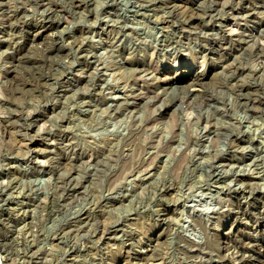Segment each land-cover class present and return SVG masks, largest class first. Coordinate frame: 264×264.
<instances>
[{
    "label": "rangeland",
    "instance_id": "obj_1",
    "mask_svg": "<svg viewBox=\"0 0 264 264\" xmlns=\"http://www.w3.org/2000/svg\"><path fill=\"white\" fill-rule=\"evenodd\" d=\"M0 220V264H264V0H0Z\"/></svg>",
    "mask_w": 264,
    "mask_h": 264
},
{
    "label": "bare ground",
    "instance_id": "obj_2",
    "mask_svg": "<svg viewBox=\"0 0 264 264\" xmlns=\"http://www.w3.org/2000/svg\"><path fill=\"white\" fill-rule=\"evenodd\" d=\"M49 1H50V0H49ZM137 1H138V0H137ZM151 2H152V0H151ZM155 2H156V1H155ZM49 3H50V2H49ZM49 3H48V6H49ZM145 3H146V2H145ZM139 4H140V3H139ZM141 4H142V3H141ZM170 4H171V3H170ZM172 5H173V4H172ZM173 6H174V5H173ZM173 6H172V8H173ZM50 7H51V6H50ZM175 8H176V7H175ZM54 9H55V8H54ZM170 10H171V9H170ZM173 10H174V9H173ZM176 10H177V9H176ZM176 10H175V11H176ZM172 12H173V11H172ZM50 13H51V12H49V15H50ZM173 14H175V13H173ZM46 15H48V13H46ZM177 15H178V14H177ZM48 17H49V16H48ZM48 17H46V18H48ZM49 18H50V17H49ZM49 18H48V19H49ZM168 18H170V17H168ZM172 19H173V18H172ZM51 20H52V19H51ZM40 28H41V27H40ZM35 31H37V29H36ZM38 32H39V31H38ZM37 34H38V33H37ZM53 36H54V35H53ZM31 39H32V38H31ZM45 40H46V39H45ZM52 40H53V39H52ZM44 42H45V41H44ZM28 43H29V42H28ZM49 43H50V42H49ZM64 43H65V42H64ZM44 47H46V46H44ZM224 47H225V46H224ZM27 48H28V47H27ZM42 48H43V45H42ZM45 49H46V48H45ZM45 49H44V50H45ZM57 50H58V49H57ZM46 51H48V50H46ZM16 56H17V55H16ZM24 56H25V55H24ZM18 57H19V56H18ZM18 57H17V58H18ZM27 58H28V57H27ZM39 59H40V58H39ZM44 59H46V58H44ZM16 60H18V59H16ZM20 60H21V59H20ZM26 60H27V59H26ZM26 60L23 59V61H26ZM28 60H29V59H28ZM18 61H19V60H18ZM26 62H27V61H26ZM37 62H38V61H37ZM40 62H41V60H40ZM22 63H23V62H22ZM35 64H36V63H35ZM171 78H172V77H171ZM195 78H196V77H195ZM22 79H23V78H22ZM197 79H198V77H197ZM198 80H199V79H198ZM195 81H196V80H195ZM192 82L194 83V81H192ZM197 82H199V81H197ZM197 82H196V83H197ZM202 82H203V81H202ZM240 89H241V88H240ZM248 91H249V90H248ZM192 94H193V93H192ZM242 94H243V93H242ZM248 94H249V93H248ZM197 95H198V94H197ZM202 97H203V96H202ZM205 98H206V97H205ZM205 98H204V99H205ZM246 98H247V97H246ZM251 98H252V97H251ZM207 99H208V96H207ZM258 100H259V99H258ZM249 101H250V100H249ZM255 101H256V100H255ZM251 102H252V101H251ZM258 103H259V102H258ZM171 104H172V103H171ZM188 106H189V105H188ZM166 108H167V107H166ZM183 108H184V107H183ZM189 109H190V108H189ZM187 114H188V113H187ZM250 183H251V182H250ZM229 188H230V187H229ZM17 204H18V203H17ZM224 204H225V203H224ZM224 204H223V205H224ZM223 205H222V206H223ZM227 205H228V204H227ZM4 206H5V205H4ZM10 207H11V206H10ZM13 207H15V206H13ZM225 207H226V206H225ZM245 208H246V207H245ZM261 208H262V207H261ZM241 209H242V208H241ZM228 210H229V209H228ZM239 210H240V209H239ZM235 212H236V211H235ZM13 213H14V212H13ZM260 214H261V213H260ZM2 217H3V216H2ZM2 217H1V218H2ZM7 218H8V217H7ZM4 219H5V218H4ZM200 221H201V220H200ZM4 222H5V221L0 220V239L3 241V242L1 243V246H2L3 248L6 247V246H8V248H9L10 246H9V244H8V240H9L10 238L8 239V235L6 234V232H3L4 230L2 231V227L4 226ZM14 222H15V221H14ZM202 223H204L203 220H202ZM208 233H209V232H208ZM235 234H236V233H235ZM235 236H236V235H235ZM238 236H239V235H238ZM248 236H249V235H248ZM183 237H184V236H183ZM243 237H244V236H243ZM187 238L189 239V237H187ZM187 238H186V239H187ZM250 238H251V237H250ZM238 239H239V238H238ZM245 239H246V238H245ZM184 240H185V239H184ZM230 240H231V239H230ZM239 240H240V239H239ZM9 241H10V240H9ZM189 241H190V239H189ZM205 241H206V240H205ZM210 241H211V240H210ZM240 241H241V240H240ZM244 241H245V240H244ZM248 241H249V240H248ZM248 241H247V242H248ZM11 242H12V241H11ZM11 242H10V243H11ZM182 242H183V241H182ZM192 242H193V241H192ZM197 242H198V241H197ZM229 242H230V241H229ZM233 242H234V241H233ZM245 242H246V241H245ZM245 242H244V243H245ZM253 242H254V241H253ZM203 243H204V241H203ZM210 243H211V242H210ZM192 244H193V243H192ZM212 244H213V243H212ZM248 244H249V243H248ZM248 244H246V245H248ZM186 245H187V243H186ZM190 245H191V244H190ZM205 245H206V244H205ZM224 245H225V244H224ZM224 245H223V246H224ZM241 245H242V244H241ZM249 245H250V244H249ZM191 246L193 247L194 244L191 245ZM197 246H198V245H197ZM200 246H201V245H200ZM212 246H213V245H212ZM230 246H232V245H230ZM252 246H253V245H252ZM195 247H196V246H195ZM202 247H203V245H202ZM234 247H235V248H236V247L241 248V247L238 246V245H234ZM242 247H243V246H242ZM244 247H246V246H244ZM6 248H7V247H6ZM11 248H12V247H11ZM199 248H200V247H199ZM205 248H207V247H205ZM208 248H209V247H208ZM154 249H155V248H154ZM154 249H153V251H154ZM185 249H187V248H185ZM193 249H194V248H193ZM226 249H227V248H226ZM237 249H238V248H237ZM147 250H148V249H147ZM147 250H146V251H147ZM196 250H197V249H196ZM203 250L205 251V249H203ZM203 250H202V251H203ZM227 250H228V249H227ZM227 250H226V251H227ZM231 250H233V249H231ZM244 250H245V249H244ZM244 250H243L242 252H244ZM6 251H7V249H6ZM150 251H151V250H150ZM153 251H152V252H153ZM188 251H189V250H188ZM193 251H194V250H193ZM212 251H214V250H212ZM217 251H218V250H217ZM221 251H222V250H221ZM229 251H230V250H229ZM240 251H241V250H240ZM191 252H192V251H191ZM191 252H190V253H191ZM227 252H228V251H227ZM227 252H226V253H227ZM235 252H236V250H235L234 252H232V251H231V252H228V253H229V254H228V257H229V259H234V261H236V262H235L236 264H256V261H246V260H243V258H240V259H239V258H236V255H238V254H236ZM259 252H260V251H259ZM145 253H146V252H145ZM200 253H201V252H200ZM210 253H212V252L210 251ZM224 253H225V252H224ZM234 253H235V255H234ZM248 254H249V253H248ZM250 254H251V252H250ZM203 255H204V254H203ZM241 255H242V254H241ZM198 256H199V255H198ZM205 256H206V255H205ZM208 256H209V255H208ZM210 256L212 257L211 254H210ZM226 256H227V255H226ZM245 256H246V254H245ZM201 257H203V256H201ZM224 257H225V256H224ZM246 257H247V256H246ZM225 258H226V257H225ZM256 258H257V257H256ZM258 258H259V257H258ZM192 259H193V257H192ZM197 259H198V257H197ZM199 259H200V257H199ZM206 259H207V258H205V260H206ZM208 259H209V258H208ZM210 259H211V258H210ZM213 259H214V257H213ZM217 259H218V258H217ZM222 259H223V258H222ZM195 260H196V259H195ZM201 260H202V259H201ZM203 260H204V259H203ZM197 261H198V260H197ZM234 261H233V262H234ZM258 261H259V260H258ZM261 262H262V261H261ZM192 263H193V262H192ZM201 263H202V262H201ZM204 263H205V262H204ZM263 263H264V262H263ZM207 264H208V263H207ZM215 264H216V263H215ZM218 264H219V263H218Z\"/></svg>",
    "mask_w": 264,
    "mask_h": 264
}]
</instances>
